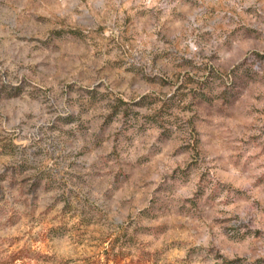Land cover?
<instances>
[{"label": "rangeland", "instance_id": "374dc122", "mask_svg": "<svg viewBox=\"0 0 264 264\" xmlns=\"http://www.w3.org/2000/svg\"><path fill=\"white\" fill-rule=\"evenodd\" d=\"M0 264H264V0H0Z\"/></svg>", "mask_w": 264, "mask_h": 264}]
</instances>
